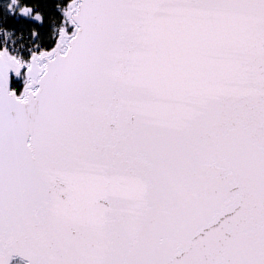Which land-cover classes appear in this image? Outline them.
Here are the masks:
<instances>
[{
    "label": "snow or ice",
    "instance_id": "1",
    "mask_svg": "<svg viewBox=\"0 0 264 264\" xmlns=\"http://www.w3.org/2000/svg\"><path fill=\"white\" fill-rule=\"evenodd\" d=\"M0 264H264V0H0Z\"/></svg>",
    "mask_w": 264,
    "mask_h": 264
}]
</instances>
